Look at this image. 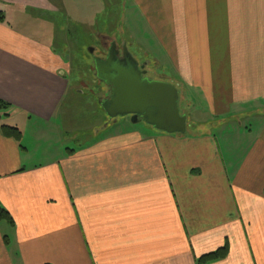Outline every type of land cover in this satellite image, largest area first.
I'll return each mask as SVG.
<instances>
[{"label":"crops","instance_id":"crops-1","mask_svg":"<svg viewBox=\"0 0 264 264\" xmlns=\"http://www.w3.org/2000/svg\"><path fill=\"white\" fill-rule=\"evenodd\" d=\"M122 2L120 38L155 52L160 80L190 97L191 128L112 122L29 161L3 118L23 136L27 121L65 117L67 29L95 25L101 8L0 0L16 21L0 22V203L13 220L0 223V264H196L226 243L206 264H264V0Z\"/></svg>","mask_w":264,"mask_h":264},{"label":"rangeland","instance_id":"rangeland-1","mask_svg":"<svg viewBox=\"0 0 264 264\" xmlns=\"http://www.w3.org/2000/svg\"><path fill=\"white\" fill-rule=\"evenodd\" d=\"M110 1L113 7H109V9L108 5L111 3ZM94 2L95 6H100L101 8L95 20L96 24L90 27L83 26L78 29L75 27V34L69 39V49H66V46L61 44L62 49L67 50V52L63 51L68 60L66 72L68 73L70 71V74H67L70 80V89L65 99L66 102L63 105L65 117H57L47 125L40 123V129L36 128L37 126H35V124H37V122L35 121H27L24 127L20 142L29 150V161L34 164L57 157L59 152L65 150L66 145L73 146L77 141L72 137V133H75L77 138H86L93 133L94 129H118L116 127L117 125L120 129L133 128L148 132L152 130L150 127H147L145 122L141 119L136 122L132 121L131 117L128 116L111 119L107 116L100 102V99L109 95V91L107 86L95 75L92 55L104 57L106 50L105 46L107 47L112 40L115 41L117 46L121 45L122 38L120 37L122 36V16L124 10L122 0H94ZM104 3L106 4L105 10L102 11ZM58 19L65 22V17H58ZM5 20L15 25L16 21L10 15H8ZM123 44L127 46V50L131 54L133 53L136 59L143 63L147 62V74H149L150 77L160 79L163 78L161 74L165 76L168 75L166 72H162L161 66L158 62H155V56L153 55V53H155L154 51L151 50L147 52L141 49L143 48L142 42L123 41ZM78 45H82L83 47L81 50L83 54L82 63L79 59L80 55L74 54L78 49ZM88 47L93 49L92 54L88 51ZM152 47L157 54L160 53L154 42H152ZM80 70H84L85 72L81 74L82 71L80 72ZM78 73L81 74V77ZM97 86L99 87L98 91L96 90L98 88ZM178 92L180 113L188 114V112L194 108H190L191 104L187 103V101H190V97H187L186 101H184L183 89L178 88ZM189 103H191V101ZM113 121H115L117 125L115 126L116 123L114 122V126L111 127V122ZM246 121L249 122V120ZM2 122L7 123L5 117ZM9 122L13 121L9 120ZM190 123L191 120L188 117V129L191 128ZM43 129L44 131L41 133L40 131Z\"/></svg>","mask_w":264,"mask_h":264},{"label":"water","instance_id":"water-1","mask_svg":"<svg viewBox=\"0 0 264 264\" xmlns=\"http://www.w3.org/2000/svg\"><path fill=\"white\" fill-rule=\"evenodd\" d=\"M93 52L92 48H88ZM113 41L104 58L93 55L96 77L106 84L109 95L100 102L111 118L131 115L153 128L166 133H185L186 115L178 105L179 92L175 85L164 80L143 76L138 60L122 46V57L117 58Z\"/></svg>","mask_w":264,"mask_h":264},{"label":"trees","instance_id":"trees-1","mask_svg":"<svg viewBox=\"0 0 264 264\" xmlns=\"http://www.w3.org/2000/svg\"><path fill=\"white\" fill-rule=\"evenodd\" d=\"M4 19H5V16H4L3 12L0 11V22L4 21ZM75 27H76L75 25H73L72 28L68 27L67 33L69 35V39L72 36H74ZM122 42H123V40H122ZM60 44H62V43H60ZM82 49H83L82 45H78V49L76 50V52H74V54L80 55L79 56L80 58L79 57L78 58L81 60V63L83 61V58H82L83 54L81 53ZM83 69H85V68H83ZM80 72L82 74L85 71L80 70ZM81 74H79L80 77H81ZM84 75H86V74H84ZM98 89H99V87L96 90L98 91ZM7 106H8V103H6L0 99V118L6 115L3 111H4V109L7 108ZM1 131L5 136L11 137V138L20 142L21 137H22V132L18 127L14 126V125H10L8 123H2L1 124ZM2 222H7L9 224H13V220H12V217H11L9 211L0 203V223H2ZM227 253H228V244L226 243L224 246L217 248L215 251L203 254L200 257H198L196 259V264H206V263L212 262L214 260L225 257L227 255Z\"/></svg>","mask_w":264,"mask_h":264},{"label":"flooded vegetation","instance_id":"flooded-vegetation-1","mask_svg":"<svg viewBox=\"0 0 264 264\" xmlns=\"http://www.w3.org/2000/svg\"><path fill=\"white\" fill-rule=\"evenodd\" d=\"M103 39H105V38H103ZM106 42V41H105ZM113 42V40L112 41H110V44L106 47L105 46V48H106V50H105V55H104V57L106 56V54H107V52H108V48L110 47V45H111V43ZM122 45H123V42L121 43V45H119V46H117V44H116V48L119 50V53H116V56H117V58H121L122 57ZM101 57V56H100ZM104 57H102V58H104ZM138 62H139V66L141 67V70H145L146 71V73L143 75V76H147V77H149L150 79H156V78H152V77H150V75L149 74H147V68H146V63H143L142 61H139L138 60ZM106 97V96H105ZM131 115H128V117H130ZM139 119H140V117H138Z\"/></svg>","mask_w":264,"mask_h":264}]
</instances>
